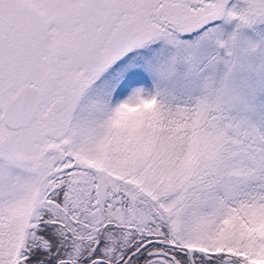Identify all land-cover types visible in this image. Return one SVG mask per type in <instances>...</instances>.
<instances>
[{
  "label": "snow or ice",
  "instance_id": "snow-or-ice-1",
  "mask_svg": "<svg viewBox=\"0 0 264 264\" xmlns=\"http://www.w3.org/2000/svg\"><path fill=\"white\" fill-rule=\"evenodd\" d=\"M0 264H264V0H0Z\"/></svg>",
  "mask_w": 264,
  "mask_h": 264
}]
</instances>
